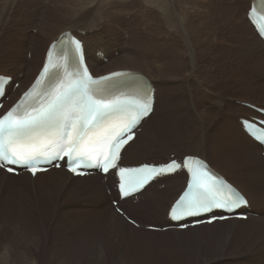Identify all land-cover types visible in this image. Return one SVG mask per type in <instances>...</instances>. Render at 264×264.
Masks as SVG:
<instances>
[{
	"label": "rangeland",
	"instance_id": "obj_1",
	"mask_svg": "<svg viewBox=\"0 0 264 264\" xmlns=\"http://www.w3.org/2000/svg\"><path fill=\"white\" fill-rule=\"evenodd\" d=\"M0 1H1L0 17L2 19V21L0 22V72H3L4 74L12 77L13 81L8 87V91H9V95H14L15 97L19 92L18 89L19 86L18 88L13 90L11 89V85L13 84L14 81H16L14 77L16 69L21 66L23 73L26 72L29 73V76L26 79L23 78L22 73H21L22 75L18 73L16 75L18 79L22 78L24 81L26 80L27 83L28 80L29 81L31 80L30 78L37 70V66L39 62L38 59H40L42 50L45 44L48 42L49 39L48 36L52 33L50 32L48 35H42L43 33L42 31H40V28L43 25H45V23H49V22H53L52 24L54 23L57 24L60 21L61 17L59 18L56 15H59V11L63 7H61L62 5L60 0H15L14 4L10 5L11 7L10 10L12 11L8 12L4 8V1L3 0ZM120 1H124V0H119V1L111 0L112 11L105 12L103 7H100L98 9H95L93 12H89L90 13L89 15L85 14L86 17L84 18L83 16V19H91L94 18L95 16L100 20L102 19L101 22H105V23L107 22V25L108 26L110 25L109 26L110 28L108 29L107 27H105L104 29L106 31L109 30L112 31L113 28H115L118 32H120V34H122V38H124L123 40H129V42H131L128 43L129 44L128 47L134 53L142 52V50L145 51L152 50L151 54H153V59L151 61L153 63L151 62V65L152 64L156 65L154 60V54L156 55V58L160 57L161 59L160 52L163 51H158L159 52L158 54L160 55L159 56L158 54H156L157 49H153L154 48L153 46L157 45V47H159L161 46L159 40H161L162 42L165 39L173 37L172 36L173 33L169 34L167 32L166 28L168 26L162 23L163 21L160 10L163 9V5L161 0L155 2V4L148 3V5L144 4L143 1H139L138 3H136L135 0H130L131 3L129 4L122 3ZM228 1L229 0L214 1L211 6V13L206 17L207 21L205 19V21H202L203 23L197 22V25L199 24L198 26L204 28L203 31L205 32L206 29L210 27H214V24L221 18L220 16H222L223 13H227L228 14L227 17H230L233 23L239 25L240 23L239 16L243 13L244 9L246 8V3L242 5L239 4L236 9H231V8L227 9L226 7ZM140 2H142V5L140 4ZM73 7H75V3L69 4V8L66 9L65 14L68 15L70 13L71 16ZM149 7L154 12V13L149 12V14L152 13L150 15L146 12ZM69 9L71 10L70 12L68 11ZM122 10L128 11V13L127 12L120 13V11ZM74 13L72 15H74ZM173 16H175L174 13ZM226 18L221 19V22L224 21ZM123 19H125V21H129V23L124 25ZM84 23L86 24V26L89 25L87 22ZM66 25L67 24H63V27ZM123 25L124 27H122ZM179 28H180L179 33L181 35L183 29H181V27ZM45 29L46 28H44V30ZM164 32L166 33L163 34ZM244 35L246 39V45L249 47L252 55L256 58V52L250 42V39L247 37L245 33ZM218 36L213 37L214 38L212 40L213 43H211L210 39H208V43L207 41L205 43L202 37L193 38L197 46L195 49L198 55L202 56L203 52L206 51L208 55L211 54L210 58L208 57V59L206 58L205 61L202 60V62H199V67L197 68L198 69L197 72L196 69H191L188 71L187 75H182L180 78L174 80H168L163 77H162L163 79L161 77L157 79L159 85L160 86L162 85L163 90L160 89L161 91H159L158 89L160 94H158L156 110L153 113L152 117L141 126L140 131L142 133L139 139L136 141L135 145H133L132 148L127 152L126 156L123 159V162L136 163V162H140V160L153 161V162L164 161L168 158V155L170 154L168 153L164 155V153L167 152H171L174 155V157H179L184 152H192V153H197L201 156H206L208 160H211L210 157L213 156V150L211 145L208 143L210 137L208 133L210 128H212V125L210 123L212 118L216 119L215 122L219 124L220 125L219 127H221V129L224 131L227 129H232V124L234 123V119L236 118L237 120V116H243L244 111H246L245 109L243 111L235 110L233 105L230 104L232 102L236 104L235 100L233 99L248 98L250 100L248 102L250 103H254V104L258 103L264 105V102H261L264 101V83L260 85L254 92H252L250 91V89L253 88V85L250 82L238 83L236 76L230 74V79L233 86L232 88L229 85L224 86L226 81L225 78L227 77L226 73L228 72L227 71L228 69L227 67H225V65L228 64L229 62L228 57L230 55L229 54L230 47L227 44L224 45L223 43V41L227 40L225 38V35H223L222 37L221 35ZM222 38L223 40L221 41L220 39ZM115 40H117V38ZM113 42L118 44L114 40ZM178 42L180 45L183 44L180 41ZM148 43L151 45H149ZM128 44L124 43V46ZM204 46L206 47V49L203 50ZM225 46L228 47L226 48ZM166 51L168 52H165V56L167 58H171L173 55V53L171 52L172 50L168 48L166 49ZM94 53L98 55L99 51H95ZM113 54L114 56H117V51L113 52ZM31 55H32V61L35 60L34 64L37 62L36 66L34 64H31V66L29 67V69H34L33 73H30L29 70H27V66H28L27 61H25V63H21L23 59H30ZM103 60L105 59L103 58L102 61ZM103 63L106 64V60L103 61ZM185 64L187 63L185 62ZM205 64H206V69L204 66ZM208 65L210 66L209 68ZM14 67L17 68L13 69ZM18 83L20 85L21 82ZM220 86L222 87V92L220 93V95L223 96L226 105L230 104V107H226V105L223 106V104L221 103H220L221 105H217L215 102L212 101L211 98L206 96L205 91L208 88H210L211 91H214L215 89H218V87ZM250 86L252 88H250ZM203 107L206 108L207 114L202 113ZM201 128L203 129L202 131ZM216 129H218V127L214 128L212 131ZM204 130L207 133L206 136H208V139H206V137L204 138L201 137V132H203ZM212 131H211V135H212ZM235 139L236 140L232 141V143L229 141V144L231 143V147L235 143L236 145L237 144L240 145L237 138ZM241 146L242 148L245 149L244 143L243 145L241 144ZM151 152L154 154L147 155ZM228 153L232 154L233 152L231 151L230 153L226 151L225 155ZM236 154L241 156L242 155L241 150H237L235 155ZM230 163H233L232 165L233 167L225 165V169H223L225 173H227V175L234 176L237 174V177L241 178L250 188L259 189L260 193L264 194V187L262 189L260 188V183H263L261 181V177H264V166L259 168L260 167L259 163L253 162L252 164L248 165L246 161L244 160L240 161L238 159ZM244 169H250L256 171V174L254 173L255 176L245 175L244 172L242 171ZM42 182L43 181L41 180L38 183V191L41 193L40 199L38 200V202L28 205L27 203H24L20 199L22 190H24L26 187L25 182L21 180H17V181L5 180L0 175V188L1 187L5 188L2 196L0 197V224L7 223L9 225L8 230L5 234L0 233V240L1 239L4 240V244H1L2 247L0 248V259L5 246L6 249L9 250L6 251L8 252V256L10 258V264H18L17 262L19 256L18 253L24 251L21 250V247L28 248L31 243L29 239L26 240L27 239L26 236L25 238L22 236L19 242L17 239V234H19L18 231H22V233L25 231L23 233L24 235L25 233L28 234V232L29 231L31 232L33 229L37 232L38 235L40 234L42 236H45L44 238L45 244L51 246L49 247L47 245L46 248L43 250L44 254H42L44 255L43 259L46 260L48 264H59L56 262L57 259L52 255V251L56 253V256L60 255V259H64V261L67 264L100 263L99 261L96 262V260L89 261L91 256L89 258L88 254L90 249H92V252L90 254L93 255L94 247L92 245L94 244H85L84 242L87 236H89L91 233L95 234L102 227L101 225H103L106 222L105 218H107V215L104 214L105 208H107V206L105 202H102L99 196L98 185L95 184V182H93V184L90 183L91 185L87 184L88 186H84L83 190L79 189L78 186L76 185L70 187V189H68V192L75 193L76 194L75 201L79 203L83 202L84 208L86 210L80 211V213L69 211L63 213V215L62 214L58 215V218L51 221V224H53L54 226L50 225L49 229L45 232L38 228L39 226L38 223H40L41 219H43V222H47L46 220L49 219L50 217L49 212L46 211L45 213L44 209H47L49 211L51 210L50 203L51 200L53 199V193L46 191L43 188V186H41ZM104 182H105L104 184H108L109 188L111 189L114 183V179L113 177H110L108 180L107 179L104 180ZM162 183L165 184L164 181ZM99 184L102 185L101 183ZM104 184H103V188L105 190V193L107 195H110L109 191L111 190L109 189L107 191ZM163 184L160 183L159 186L156 185L152 186L148 191L143 193L141 200L145 202L147 199H152L156 197V195L158 194L156 192L161 191L159 187L162 186ZM152 195L154 196L151 197ZM112 196L115 197V195L109 196L110 204H111ZM88 197H92L96 201V205H91L88 202H86V199ZM164 197L165 195L160 196V201L163 200ZM138 203H139L138 201L131 202V200L124 203L126 207L132 211V213L130 211H126V209L122 206L121 202H119V206L126 212V214L134 218L137 222H139L141 224V228H144L143 224L146 223L156 226L165 225L164 224L165 221L163 217L166 208L163 210V206L160 207L157 204H144L142 206H138ZM255 205H256V210L251 211L250 209L252 214H250L248 217L250 216L258 217L260 212H264L262 211L264 209V202L262 204L263 206L261 205L263 209H260L261 206L258 205L256 201H255ZM132 206H136V207L132 208ZM28 208L34 210V213H29ZM93 208H97L98 210L96 212L89 211V209H93ZM79 215L85 217H83L82 219H76V217H78ZM66 216L74 218L73 220H71V222L79 223L80 227L77 225L76 228L68 229V230L63 228H58L57 225L60 223V220L62 219V217L64 218ZM93 220H95L94 221L95 223L92 222ZM87 225L89 228L87 227ZM82 227H84V230ZM132 227L137 229L140 228L134 225H132ZM84 231L87 233H85ZM78 232H80V234ZM190 236L192 235L189 234L187 237ZM241 236L243 237L244 241L247 243L245 244L242 253L231 255L233 259L232 262L230 263H228L227 261H221L220 263H216V264H251L252 263L251 261L256 259L259 261V263H261V260L259 258H262L261 254L264 253L263 252L264 247L262 245H257L256 243H254L248 231L242 232ZM75 238L77 242L75 241ZM180 238L185 239V237H180ZM172 239L173 237H170L168 235L167 236L159 235V234L151 235V234H147V232L145 233L144 231L142 232L131 231L128 234H125L123 239L119 241L118 244H116L118 248L115 246H111V247H115L116 250H114L113 252L111 250H108L105 259L107 263H110L112 259H115L116 255L118 254L123 259H125V261H128L130 264H181V263L186 264V262H188L189 259L195 260V257L191 258L187 254H183L180 251V249L176 248V246L172 244ZM235 242L236 240L233 242V244L230 245L231 249H233ZM212 245L213 244H205V246L208 248L212 247ZM55 250H57V252ZM115 251L116 254L114 255ZM244 255H246L247 257H244ZM48 258L49 260L51 259V261H49ZM182 258L183 260H181ZM61 261L63 260H60V263ZM262 261L264 262V260Z\"/></svg>",
	"mask_w": 264,
	"mask_h": 264
},
{
	"label": "bare ground",
	"instance_id": "obj_2",
	"mask_svg": "<svg viewBox=\"0 0 264 264\" xmlns=\"http://www.w3.org/2000/svg\"><path fill=\"white\" fill-rule=\"evenodd\" d=\"M3 1H4L5 10L8 12L12 11L10 10L11 9L10 5L14 4L15 0H3ZM60 1L62 5L61 7L63 8L59 11V15H56L59 18L61 17L60 21L57 24L56 23L52 24L53 22L45 23V25H43L40 28V31H42L43 33L42 35H48L50 32L52 33L48 36L49 38L48 42L45 44L42 50L40 59H38L37 57V59L39 60L38 66L40 65V62L42 60L45 48L47 47V45L50 43L51 40L55 39L58 33L69 29L73 34L75 33L77 35H80V38L82 39L83 45H84L85 62L90 72H92L93 75L97 76V75H100L102 73H105L111 70L130 69V70H133V73L137 75L136 82H138L139 84L138 87L135 88L134 90L136 91L138 90L142 92L145 90V88H147L150 85H152L156 89V92H155L156 96H155V101L153 104V110L147 116V118L142 119L141 125H143L147 120H149L156 110L157 98H158V94H160L159 91L163 90L162 85L160 86L158 83V80H157L158 78L163 77L168 80H174V79L180 78L182 75H187L188 71L191 69H196V72H197L198 71L197 68L199 67V62H202V60L205 61V59L206 58L208 59V57L210 58L211 54L208 55L207 51L203 52L202 56L197 54L196 49H195L197 46L193 38L202 37L205 43L206 41L208 43V39H210L211 43H213L212 42V40L214 39L213 37L218 36V35H221L222 37L223 35H225V38L227 40L223 41V43L224 45L227 44L230 47L229 49L230 55L228 57L229 62L227 61L228 64L225 65V67H227L228 69L227 70L228 72L226 73L227 77L225 78L226 81H225L224 86L229 85L232 88L233 84L230 79V74L236 76L238 83L250 82L253 85V88L250 86V88H252L250 89V91L252 92H254L260 85L264 83V42L257 36V34L254 32L252 26L249 24L246 18V9L249 7V3L252 0H229L228 1L227 7H226L227 9L228 8L236 9L239 4L242 5L246 3V8L244 9L243 13L239 16V20H240L239 25L233 23L232 19L230 17H227L228 16L227 13H223V15L220 16L221 18L214 24V27H210L206 29L205 32L203 31L204 28H201L200 26H198L199 24L197 25V22L203 23L202 21H205V19L207 21L206 17L207 15L211 13V6L213 2L216 0H161L162 5H163V9L160 10L162 21H163L162 23L168 26L166 28L167 32L169 34L173 33L172 34L173 37L165 39L162 42L161 40H159V43L161 45L159 47H157V45L153 46L154 47L153 49H157L156 54L159 53L158 51H163V52H160L161 59L160 57L156 58V55L154 54V60H155L156 65L154 64L151 65V62H152L151 60L153 59V54H151L152 50L151 51L142 50V52L134 53L128 47L129 46L128 43H131V42H129V40H123L124 38H122V34H120V32H118L115 28H113L115 32L113 30L106 31L104 29L105 27H107L108 29L110 28L109 27L110 25L108 26L107 22L106 23L101 22L102 19L100 20L95 16L94 18L90 17L91 19H83V16L84 18L86 17L85 14L89 15L90 14L89 12H93L95 9H98L100 7H103L105 12L112 11L111 0H60ZM139 1H143L144 4L148 5V3L155 4V2L159 0H135L136 3H138ZM120 2L127 3V4L131 3L130 0L129 1L124 0ZM72 3H75V7L72 8V14L74 12L75 13L74 15L71 14L72 16L71 17L70 13L67 15L65 14V11L67 8H69V4H72ZM140 4L142 5V2H140ZM256 4L259 10L264 11V0H256ZM113 7H114V4H113ZM68 11L70 12L71 10L69 9ZM122 12L128 13V11H124V10L120 11V13ZM146 12L148 14L149 12L154 13L150 7L147 9ZM112 13H109V14H112ZM173 13L175 14V16H173ZM223 18H226V19L221 22V19ZM1 21L2 19L0 17V22ZM123 21H124L123 23L124 25L129 23V21H125V19H123ZM84 22H87L89 25L86 26ZM63 24H67V25L63 27ZM124 25L122 27H124ZM179 27L183 29V32L181 35L179 33L180 32ZM44 28L46 29L44 30ZM165 33L166 32H164L163 34ZM244 33L250 39V42L256 52V58L252 55L249 47L246 45V39H245ZM116 38L117 40H115ZM113 40L116 41L118 44L114 43ZM220 40L222 41L223 38ZM178 41L182 42L183 46L180 45ZM124 43L128 45L124 46ZM146 45H147V42H146ZM228 46H225V47L227 48ZM165 48L166 49L170 48L172 50L171 52L173 53V55L171 58H167L165 56V52H168L166 51ZM204 49H206L205 46L203 47V50ZM94 50L99 51L97 57L95 56ZM115 51H117V56H114L113 54V52ZM204 54H207V55H204ZM103 58L106 60V64L103 63L102 61ZM25 61H27V64H28L27 70H29L30 73H33L34 69H29L31 64H34L35 62V60L32 61V55L30 59H23L21 63H25ZM185 62L187 64H185ZM36 64L37 62L34 65L36 66ZM204 66L206 69V64ZM209 67L210 66L208 65V68ZM16 68L17 67H14L13 69H16ZM212 68H215V67H212ZM0 73H3V72H0ZM18 73H20V75L23 74L24 79L28 78L29 73L28 72L23 73L21 66L16 69L14 77L16 80H19L21 82L20 87H19V91H21L27 85L26 84L27 82L26 80L24 81L22 78L18 79L16 77ZM131 76L132 78H135L133 74H131ZM123 81L126 84L123 85L122 88L132 89L131 84L128 81L126 80H123ZM221 92H222L221 86L218 87V89H215L214 91H211L210 88H208L205 91L206 96L211 98L213 102H215L217 105L223 104L224 106L226 105V102L223 99V96L220 95ZM233 100H235L237 104H234L233 102L230 104L233 105L235 110L237 111H243L244 109L248 110L244 106H242L240 103V102L250 101L248 98H235ZM261 102H264V101H261ZM230 104L226 105V107H230ZM202 113L207 114L206 108L203 107ZM215 120H216L215 118H212V120L210 121L212 128H210L209 133H208L210 135L208 143L212 147V150H213L212 157L213 158L210 157L211 160H208L206 156H201L197 153H192V152H184L180 156L187 155V154L189 155L195 154L207 160L209 165L213 169L221 173L239 191H241L248 197L249 210L251 209V211H255L256 210L255 201L257 202L258 205L261 206L264 202V194H261L259 189L250 188L241 178L237 177V174L234 176L227 175V173H225L223 169H225V165L233 167L232 166L233 163H230V162H234L237 159L240 161H243V160L246 161L248 165L252 164L253 162L259 163L260 164L259 168H261L262 166H264V157L260 155L262 148L258 143H256L254 140H252L249 136L246 135V133L241 129V125L240 123H238L236 118L234 119V123L232 124V129H227L224 131L221 129V127H219L220 125L217 124ZM217 127L218 129L212 131L214 128H217ZM202 128H201V131L203 130ZM211 131H212V135H211ZM141 133H142L141 131L139 133H136L133 140L124 146V148L121 151V155H122L121 162L123 161L127 152L132 148L133 145H135ZM206 134L207 133L204 130L203 132H201V137L203 138L206 137V139H208V136H206ZM235 138H237L240 145L238 144L236 145L235 143L231 147L232 141L236 140ZM229 141L231 142L230 144H229ZM241 141L244 143L245 149L242 148L241 144L243 145V143ZM237 150H241V154H242L241 156L238 154L235 155ZM226 151L230 153L232 151L233 153L232 154L228 153L225 155ZM168 153H171V152L164 153V155ZM153 154L154 153L151 152L147 155H153ZM227 160H229L230 162ZM140 162H146V161L140 160ZM137 163L138 162L136 163L128 162V163H123V164H137ZM242 171L244 172L245 175L255 176L256 174V171H253L250 169H244ZM111 174L112 172L107 173L106 175L107 180L111 177L110 176ZM0 175L5 180H15V181L21 180L25 182L26 187L24 190H22L20 199L24 203H27L28 205L38 202V200L40 199L41 193L38 191V183L41 180L43 181L41 183V186H43V188L46 191L53 193V199L51 200V203H50L51 210L49 211L47 209H44L45 213L46 211L49 212V215H50L49 219L46 220L47 222H43V219H41L40 223L36 222L39 224V226L37 225L38 228L45 232L49 229L50 225H53L51 224V221L58 218V215H61V214L63 215V213L69 212V211L80 213V211L86 210L84 208V203L83 202L79 203L75 201L76 194L73 192L69 193L68 189H70V187H72L73 185H76L78 186L79 189L83 190L84 186H88L87 184H90V183L93 184V182H95V184L98 185L99 196L102 202H105L107 206V208H105V213H104L107 215V218H105L106 222L103 225H101L102 227L95 234L91 233L89 236H87L84 242L85 244H94L92 245L94 247L93 255L90 254L92 252V249H90L89 247L90 251H89L88 256L89 258L91 256L89 261L96 260V262L98 261L100 262L98 264H130L128 261H125V259H123L118 254L116 255L115 259H112L110 263H107L105 256L108 253V250H111L112 252L116 250L115 248L117 247L116 244H118V242L123 239L125 234H128L131 231H137V232L144 231L145 233L147 232V234H151V235L159 234V235H164V236L168 235L170 237H173L172 244H174L176 248L180 249V251L183 254H187L191 258L195 257V260L189 259L188 262H186V264H216V263H220L221 261H227L228 263L232 262L233 258L231 255L241 254L245 244H247L244 241L243 237L241 236V233L244 231L249 232V235L252 237L254 243H256L257 245H262L264 247V223H263L264 222V212H260L258 217L250 216V217H247L245 220L227 219L221 222L214 221L211 224H200L198 226L187 227L183 230L168 228L163 231H153V230H145L144 228H141V227L137 229V228L132 227V225L129 222H127L123 216L118 214L114 210V208L111 206L109 195L105 193V190L103 188V183H102L103 176L98 173L89 175L87 177L85 176L84 177H73L67 172H65L62 168H59V169H49L43 173H37L34 177L29 176L25 172L18 174L17 176L9 175L3 172L2 170H0ZM185 179H186V175L183 172H175L173 175H169L161 179H158L155 182H151L138 194L139 196L141 194L143 195V193L148 191L152 186L158 184L159 181H164L166 183L164 187L160 189L161 191L156 192L158 193L156 197L152 199H147L145 202H143V200H139L138 206H142L144 204H157L160 207L163 206V210H164L168 206V204L171 202V200L175 197V195L178 193V191L182 188L185 182ZM261 181L263 182V183H260V188L262 189L264 187V177H261ZM99 183H101L102 185H100ZM4 189H5L4 187L0 188V197L2 196L4 192ZM162 195H165V197L163 200L160 201V196ZM127 200H130V198H126L122 200L121 204L126 209V211H130L132 213V211L128 209L126 205L124 204L125 202H127ZM86 202H88L91 205H96V201L92 197H88L86 199ZM262 206L260 209H263ZM135 207L136 206H132V208H135ZM97 210H98L97 208L89 209V211H94V212H96ZM244 210L246 209L244 208ZM28 211L29 213H34V210H32L31 208H28ZM262 211H264V209ZM83 217L85 216L79 215L78 217H76V219H82ZM73 219L74 218H71L69 216H66L64 218L62 217L57 227L67 229V230L76 228L77 225L79 226V223L71 222V220ZM98 220H101V219H98ZM94 221L95 220H93L92 222ZM164 224L165 225L169 224V222L167 221ZM148 225H151V224H148ZM8 227L9 225L7 223H1L0 233L5 234L8 230ZM82 228L84 230V227ZM18 232H19V234H17L18 241L22 238V236L24 238L26 236L27 237L26 240L29 239V241L31 242V243L29 242L30 245L28 248L21 247V250H24V251H21L18 253L19 254L18 260H17L18 264H45V263L48 264V262L43 259L44 255H42L44 254L43 250L48 245V244H45V239H44L45 236H42L40 234L38 235L37 232L33 229L31 232L29 231L28 234L25 233L24 235L23 233L25 231L23 233L22 231H18ZM78 233L80 234V232ZM189 234H191L192 236L187 237ZM180 237H185V239H181ZM235 240L236 242L234 243L233 249H231L230 245L233 244ZM75 241H76V238H75ZM1 244H4L3 239L0 240V248L2 247ZM205 244H213V245L212 247L208 248L205 246ZM111 246H115V247H111ZM6 250L8 249H6V247L4 246V250H3V253L0 259V264H10V258ZM55 251L57 252V250ZM58 254H59V251H58ZM115 254H116V251L114 252V255ZM52 255L57 259L56 261L57 263L59 264L66 263L64 259H60V255L56 256V253L54 251H52ZM263 255L264 253L261 254L262 258H259L261 260V263H259L257 259L252 260L251 262L254 264H264V262L262 261L264 260ZM244 257H247V256L244 255ZM60 260H63V261H61L60 263ZM181 260H183V258ZM49 261H51V259Z\"/></svg>",
	"mask_w": 264,
	"mask_h": 264
},
{
	"label": "snow or ice",
	"instance_id": "obj_3",
	"mask_svg": "<svg viewBox=\"0 0 264 264\" xmlns=\"http://www.w3.org/2000/svg\"><path fill=\"white\" fill-rule=\"evenodd\" d=\"M251 16V11L249 12ZM77 44V50H79V42ZM47 71V67L44 69ZM112 75H120L119 73H113ZM87 71H84L82 77H79L76 81H72L68 84H58L50 92L45 93L44 98L36 105L23 106L21 102H18L13 109L9 110L3 116H0V160L9 164H20L29 168L30 171L35 174L37 170L34 167L35 157L29 155H18L16 151L12 150L11 145L15 141L22 140L37 129L46 128L55 124L61 118L66 117L70 110L79 108L81 115L76 117L77 124L81 127L95 126L99 124L106 117L127 112L130 108H134L135 113L130 118V126H134L138 118L147 115L151 110V97L145 98L143 103L136 100L120 95L113 97H96L90 94L86 81L90 80ZM100 80H107L109 77H100ZM95 83V81H93ZM31 91V90H30ZM29 93H25L27 97ZM22 97V101H23ZM244 126L246 128H254L257 131L264 133V128H257V125L253 122L245 120ZM264 124V121L260 122ZM75 127V125H74ZM127 131V128L125 129ZM122 134H118L112 138V142L109 144L108 154L103 160V170L107 172L110 168L116 166V161L119 159L120 149L123 144L127 143L126 140L121 138ZM76 136L70 137L67 147L63 150V156L69 158V161L75 163L76 160L84 157V150L82 146L77 143ZM128 139H132L131 136ZM15 157V158H13ZM63 158V157H61ZM193 161L192 157H186L185 163ZM98 166L99 163H98ZM173 160L170 164L160 166L158 168L143 166L141 169H126L120 168V174L122 177V183L120 185L121 193L128 195L130 191H135L138 186H142L144 182L159 173L169 172L178 167ZM70 170L75 171L74 168ZM9 172H12V168H8ZM146 173V175H145ZM140 176L141 180L136 181L131 178ZM189 189H194L195 193L186 205H184L178 211L182 215H191L194 212L208 211L210 207H222L224 205L215 203L216 190L210 183L202 181L200 173L193 169L191 179L188 183ZM185 195H188L186 193ZM185 199V196L181 197V201ZM228 200L239 199V196L234 191L227 196ZM179 204L180 201H177ZM119 211V209H117Z\"/></svg>",
	"mask_w": 264,
	"mask_h": 264
}]
</instances>
